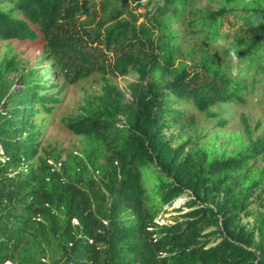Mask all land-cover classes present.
Returning a JSON list of instances; mask_svg holds the SVG:
<instances>
[{
	"label": "trees",
	"instance_id": "obj_1",
	"mask_svg": "<svg viewBox=\"0 0 264 264\" xmlns=\"http://www.w3.org/2000/svg\"><path fill=\"white\" fill-rule=\"evenodd\" d=\"M8 1L0 39L44 43L51 65L0 59V264H264V173L255 169L264 132L253 140L262 121L252 128L241 116L250 142L230 157L193 138L175 144L168 132L195 124L183 103L216 117L212 106L264 89V0L245 14L223 4L187 10L190 0ZM186 12L203 38L198 59L181 57L173 26ZM215 42L224 58L207 50ZM51 68L70 84L94 73L138 76L130 98L107 82L62 118L88 148L60 168L39 155L46 118L35 122L59 101L40 94L56 85L45 79ZM16 71L22 85L12 91ZM151 166L164 205L185 198L169 222L158 221L144 183Z\"/></svg>",
	"mask_w": 264,
	"mask_h": 264
},
{
	"label": "rangeland",
	"instance_id": "obj_2",
	"mask_svg": "<svg viewBox=\"0 0 264 264\" xmlns=\"http://www.w3.org/2000/svg\"><path fill=\"white\" fill-rule=\"evenodd\" d=\"M227 5L235 9L241 14L249 13V6L255 4V0H190L187 3V10L191 7H208L217 9L220 5ZM13 3L8 0H0V8L5 10L11 8ZM144 11L143 9H139ZM187 12L182 21L174 22L173 26L180 30V40L182 43L181 57L186 56L198 59L201 55L202 36L196 33V27L187 26ZM223 42H215L211 48L207 50L221 58L223 55ZM44 43L32 45L30 42H23L17 39L1 40L0 39V59L10 53V55L19 54L18 60L22 68L30 69L33 67H49V61H43ZM51 74H46V81L56 84L48 91H41L40 94L46 93L48 96H55L59 101L51 103L53 110L46 114L43 110L36 118L35 122L39 123L45 116L44 129L41 133V149L39 155L49 157L50 162L55 163L57 168L61 167V163L68 161L72 153L83 154L88 148L87 141L81 135H76L70 131L62 122V118L77 114L89 97L101 94L103 85L111 83L118 86L126 92V96L130 98L129 86L138 79L135 72L124 77L104 76L101 73H94L91 76L81 79L76 83L70 84L51 68ZM20 71L13 72L9 75V79L14 78ZM40 73L44 74L41 69ZM17 82L12 91L19 89L22 85L21 78L16 77ZM61 91L58 87L62 86ZM262 83L256 88L254 93L246 96L244 102H226L218 103L210 108V112L216 113L217 116H209L207 113L198 110L195 105L183 103L182 108L187 109L189 115H194L196 122L193 126L177 125L169 130V134L173 135L174 143L179 144L188 138L199 141L201 147L205 148L213 157H230L235 153L244 150L249 141L245 135L241 123V116L245 115L249 118L251 127L255 128L258 120L262 121L260 128H255L253 140L258 139L264 132V89ZM255 169L264 173V155L260 156L255 163ZM159 169L151 166L145 171L144 183L148 188L151 204L155 202L160 204V214L158 221L160 223L169 222L173 216H176L175 207L182 206L185 198L181 197L173 202V205H164L160 200V191L158 185L161 182ZM97 178L102 177L97 174ZM163 209H166L163 211ZM10 264V262H8ZM12 264V263H11Z\"/></svg>",
	"mask_w": 264,
	"mask_h": 264
}]
</instances>
